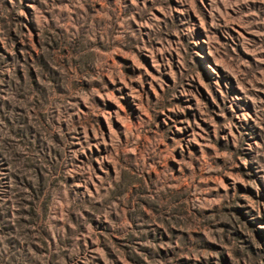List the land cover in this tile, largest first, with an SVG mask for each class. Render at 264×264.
I'll return each mask as SVG.
<instances>
[{
    "label": "rangeland",
    "instance_id": "374dc122",
    "mask_svg": "<svg viewBox=\"0 0 264 264\" xmlns=\"http://www.w3.org/2000/svg\"><path fill=\"white\" fill-rule=\"evenodd\" d=\"M0 264H264V0H0Z\"/></svg>",
    "mask_w": 264,
    "mask_h": 264
}]
</instances>
